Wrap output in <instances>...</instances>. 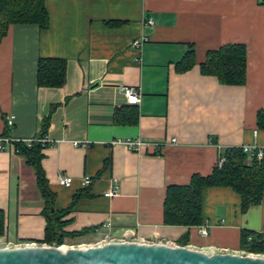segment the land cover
Here are the masks:
<instances>
[{
	"label": "crops",
	"instance_id": "obj_1",
	"mask_svg": "<svg viewBox=\"0 0 264 264\" xmlns=\"http://www.w3.org/2000/svg\"><path fill=\"white\" fill-rule=\"evenodd\" d=\"M46 7L48 30L14 25L0 43V136L44 133L53 142L41 153V168L55 212L84 194L61 219L70 234L63 247L137 241L241 254L244 230L264 233V200L243 212L232 189L207 188L204 221L192 226L166 224L164 205L170 187L211 176L226 150L264 148L257 128L264 109V0H46ZM143 37L149 41L133 49ZM227 45L247 47L244 86L201 73L207 54ZM189 55L192 67L179 71ZM40 59L67 62L63 88L38 86ZM123 87L141 91L139 106L127 105ZM128 140L145 146L136 152L111 145ZM61 175L73 178L70 187L60 184ZM115 184L118 195L106 197ZM47 209L36 168L15 143L6 144L1 244H47Z\"/></svg>",
	"mask_w": 264,
	"mask_h": 264
},
{
	"label": "trees",
	"instance_id": "obj_2",
	"mask_svg": "<svg viewBox=\"0 0 264 264\" xmlns=\"http://www.w3.org/2000/svg\"><path fill=\"white\" fill-rule=\"evenodd\" d=\"M50 15L46 0H0V43L14 25H38L41 30L50 28ZM189 55L179 71H188L193 63ZM247 47L227 45L210 51L200 70L204 76L216 77L222 85L244 86L247 83ZM38 86L40 88H63L67 80V62L60 59H40L38 63ZM257 128L264 132V109L257 114ZM44 133L39 137H44ZM17 152L28 157L38 174L39 184L47 199L49 215L47 234L44 242L61 245L70 234L64 231V215L72 206L61 212H55V196L49 190L41 168L43 147L39 143L27 146L16 143ZM226 162L222 168L214 170L211 176H194L188 186H172L167 191L164 205V220L170 225H201L203 216V193L207 188L232 189L241 200V210L249 211L262 205L264 200V158H250L240 148L225 151ZM4 231V214L0 211V235ZM251 237V240L249 238ZM242 245L254 253L264 254V233L244 230Z\"/></svg>",
	"mask_w": 264,
	"mask_h": 264
},
{
	"label": "water",
	"instance_id": "obj_3",
	"mask_svg": "<svg viewBox=\"0 0 264 264\" xmlns=\"http://www.w3.org/2000/svg\"><path fill=\"white\" fill-rule=\"evenodd\" d=\"M61 246H3L0 247V264H264V255L208 254L162 242L109 241L67 249Z\"/></svg>",
	"mask_w": 264,
	"mask_h": 264
},
{
	"label": "built area",
	"instance_id": "obj_4",
	"mask_svg": "<svg viewBox=\"0 0 264 264\" xmlns=\"http://www.w3.org/2000/svg\"><path fill=\"white\" fill-rule=\"evenodd\" d=\"M146 25L154 26L155 25L154 20L152 18H148L146 21ZM148 41H149V39L146 37H143L139 40H135L132 44V48L136 49V50H141L143 48V46ZM122 92L126 98L127 105L139 106L141 104L142 93L140 90H138L136 88H131V87H123ZM14 123H15L14 116H10L7 119V126L9 128H12L14 126ZM255 135H257V131H255ZM13 143H15V144L16 143H23L29 147L32 146V144H34V143H39L42 145L43 149H45V148H47L53 144V142L51 140H49V138L46 136L28 139V140L14 139L10 136H8V137L0 136V150L1 151H3L5 149L6 144H13ZM119 144H123V145L127 146L129 149L136 151V152H141V150L145 146V143L142 140H136V141L128 140V141H124V142L114 141L111 143L112 146H116ZM82 145H85V144H82ZM241 149L250 158H257L258 160H262L264 158V148H260L257 146H243ZM225 162H226V157L222 156L219 159L218 167L222 168L224 166ZM59 182L62 186L70 187L73 183V178L71 176H68V175H61V176H59ZM91 184H92V179L89 177H86L84 179V186L89 187ZM118 193H119V186H118V184H115L105 194V196L108 198H113V197L117 196ZM200 233L204 236H207L209 234L208 226L202 225L200 227ZM249 240H251V237L249 238ZM37 245H43V244H39L37 242H23V243H18L17 245H9V244L4 245V244H1V242H0V247H3V246H37ZM44 245H48V244L44 243ZM64 245L65 244H62L61 247H63ZM67 246H70V245H67ZM71 246H75V245L72 244ZM75 247H85V246L77 245ZM241 254H244V253H241Z\"/></svg>",
	"mask_w": 264,
	"mask_h": 264
},
{
	"label": "rangeland",
	"instance_id": "obj_5",
	"mask_svg": "<svg viewBox=\"0 0 264 264\" xmlns=\"http://www.w3.org/2000/svg\"><path fill=\"white\" fill-rule=\"evenodd\" d=\"M48 245H55V243H47ZM70 245H72V243H70ZM241 253H244V254H256V255H264V254H259V253H254V252H251L250 250H248V249H245V250H243V252H241Z\"/></svg>",
	"mask_w": 264,
	"mask_h": 264
},
{
	"label": "bare ground",
	"instance_id": "obj_6",
	"mask_svg": "<svg viewBox=\"0 0 264 264\" xmlns=\"http://www.w3.org/2000/svg\"><path fill=\"white\" fill-rule=\"evenodd\" d=\"M63 249H67L66 247H62Z\"/></svg>",
	"mask_w": 264,
	"mask_h": 264
}]
</instances>
